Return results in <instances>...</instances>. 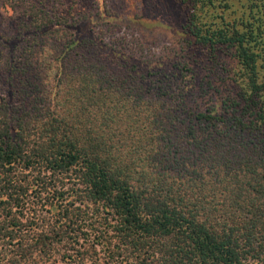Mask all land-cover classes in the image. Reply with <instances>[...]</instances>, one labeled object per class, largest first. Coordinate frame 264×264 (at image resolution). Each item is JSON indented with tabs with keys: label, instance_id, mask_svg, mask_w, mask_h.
<instances>
[{
	"label": "trees",
	"instance_id": "16d2710c",
	"mask_svg": "<svg viewBox=\"0 0 264 264\" xmlns=\"http://www.w3.org/2000/svg\"><path fill=\"white\" fill-rule=\"evenodd\" d=\"M180 2L217 103L180 135L91 70L66 97L27 80L33 111L0 115V264H87L111 237L126 264H264V0Z\"/></svg>",
	"mask_w": 264,
	"mask_h": 264
},
{
	"label": "rangeland",
	"instance_id": "374dc122",
	"mask_svg": "<svg viewBox=\"0 0 264 264\" xmlns=\"http://www.w3.org/2000/svg\"><path fill=\"white\" fill-rule=\"evenodd\" d=\"M232 4L237 8L241 0ZM187 16L180 0H0V115L33 111L35 104L26 105L20 93L27 80L66 97L67 86L81 87L91 70L99 73L100 85L118 89L114 99L129 107V120L133 108L144 104L152 114L160 111L176 120V134H187L181 128L193 114L217 103L206 86L208 50L185 32ZM44 22L48 30L38 32L36 26ZM220 59L229 68L236 66L226 52ZM68 77L74 80L66 84ZM38 214L48 217L44 209ZM31 215L28 211L24 219ZM111 240L103 239L87 264H126L117 239Z\"/></svg>",
	"mask_w": 264,
	"mask_h": 264
}]
</instances>
